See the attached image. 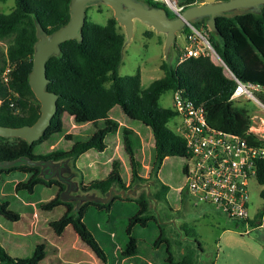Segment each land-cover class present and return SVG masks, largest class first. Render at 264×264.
Returning <instances> with one entry per match:
<instances>
[{
  "label": "trees",
  "instance_id": "16d2710c",
  "mask_svg": "<svg viewBox=\"0 0 264 264\" xmlns=\"http://www.w3.org/2000/svg\"><path fill=\"white\" fill-rule=\"evenodd\" d=\"M6 0H0L4 2ZM13 7L8 12H0V41H6L3 54H0V125L19 127L30 125L39 114L38 102L27 84V73L31 67L32 44L35 40L31 15L47 33L58 28L68 20L67 4L69 0H12ZM163 8L167 15L171 12L161 2L144 0ZM196 0H184L178 5L185 6ZM85 9L81 26V41L66 40L59 44L60 55L49 57L45 62L46 90L57 95L55 112L41 136L27 145L17 139L15 145H8L0 137V160L28 156L32 159H60L66 156L77 157L84 151L105 148L104 137L114 133L119 123L108 115L117 105L127 118L140 122L150 131L153 145L152 169L157 170L166 157L185 154L183 138L168 127L167 123L177 116L172 107L158 104L161 93L179 90L181 94L200 104L206 123L215 129L237 134L252 144L264 143L259 137L250 133V101L239 103L229 100L234 81L228 78L223 67L236 79L256 85L259 90L254 96L264 106V6L259 16L246 13L230 18L215 17V26L220 33L221 42L208 33L202 21L193 24L198 29L202 25L207 32L206 39L222 63H213L208 55L200 54L187 57L177 62L181 46L177 39L172 44L171 63L164 60L160 64L163 75L150 81L145 87L140 86L139 69L130 75H119L117 66L120 62V47L123 33L114 18L108 16L103 24L88 19ZM183 35L190 33L186 27L180 31ZM150 36L151 31H145ZM8 65V79L3 82L1 73ZM12 93L16 95L13 96ZM64 117L73 124L91 123L94 131L81 141L74 142L69 149L50 148L44 153L34 148L49 140L50 136L60 133L64 126ZM100 122V127H97ZM176 124V123H175ZM175 126V125H174ZM122 147L126 154L131 180H146L139 176V162L133 156L132 129L121 126ZM64 134V138H69ZM120 161H111L110 170L103 179L90 181L82 190L96 189L104 193L111 183L120 188H127L119 174ZM25 176L18 179L8 189L15 194L23 192L32 194L36 186H43L52 191L47 201H39L36 207L40 212L59 209L54 218L43 219L56 237H62L70 228L80 244L93 255L97 264H192L194 252L189 245L184 246L179 259H174L171 244L154 217L147 213L149 204L141 191L136 197L121 198L113 195L107 203H82L76 212H72L70 202L58 200V192L63 185L54 179L45 181L37 175L38 168L26 165L0 169V182L11 174ZM256 182L264 184V159L259 161ZM153 197L166 204L165 195L168 187L157 180ZM6 192V193H8ZM0 194V217L9 222L20 219V212L32 213L27 205L10 208V201ZM10 194V193H9ZM264 197V189L260 191ZM182 195V194H181ZM183 196V195H182ZM121 219L124 237H118L112 222ZM107 220L109 226H104ZM39 220L37 224H39ZM264 227V224H263ZM136 228L155 229L156 235L150 243L144 242ZM185 234L193 236L185 222L180 223ZM61 241L48 243L44 238L35 242L29 254L10 256L0 245V264H93L92 262L70 261L64 259L66 247ZM180 244L179 241H176ZM48 250V251H47Z\"/></svg>",
  "mask_w": 264,
  "mask_h": 264
},
{
  "label": "rangeland",
  "instance_id": "374dc122",
  "mask_svg": "<svg viewBox=\"0 0 264 264\" xmlns=\"http://www.w3.org/2000/svg\"><path fill=\"white\" fill-rule=\"evenodd\" d=\"M175 1L178 4V2L184 0ZM12 7V0L0 2V12H8ZM86 15L90 21L103 24L108 16H112V12L107 6L99 4L97 6H90L86 11ZM120 31L122 32L121 27ZM145 31H151L150 36H146L144 34ZM198 31L202 35L205 34L207 36V32L202 25L199 26ZM175 37H177V42L181 47L182 45H188L185 41V35L181 34L180 31L176 32ZM194 37L196 41L201 39L196 35ZM161 45L162 34H156L135 20L132 37L121 48L120 62L116 69L117 73L119 75H130L136 69H139L140 86L142 88L153 79L161 77L163 75V71L160 68V64L163 61ZM5 47L6 41H0V54L4 53ZM202 52L204 54L207 53L206 55L209 56L213 63L222 65L212 49L207 50L206 48H202ZM172 60L173 57L170 58L169 63ZM6 69H10L7 64L3 71H6ZM223 71L228 75L224 67ZM246 100L249 99L240 97L233 101L242 103ZM256 100L258 99L256 98ZM249 101L251 103L250 120L252 116H257L263 120L262 122L257 118H253V128L259 133H264L263 106H257L251 100ZM158 104L162 107H171L170 90L160 94ZM108 115L119 122L120 127L125 126L132 129L133 156L139 162V176L148 180L153 174H156V181L158 180L168 187L165 195L166 204L161 202L157 208L161 218L167 220L178 211H182L181 213L185 215L188 212L197 213L194 217L186 215L187 217L184 222L186 228L191 229L192 237L199 243L201 255L198 264H264V227L252 228L247 233H244V227L241 223L228 219L224 215L212 210L211 207H192L189 197L182 194V192L179 193V188L184 180L182 168L185 164V159L181 156L166 157L162 160L159 168L156 171L153 170L152 162L154 154L149 129L140 122L127 118L122 114L117 105L112 107ZM63 119L64 126L62 131L51 135L48 141L36 146L34 148L36 152L44 153L52 147L59 150H67L74 142L87 139L94 131L91 123L76 125L70 119L66 120V117ZM178 120V117L172 118L167 123L168 127L175 130L174 125ZM100 126V122H97V127ZM120 127L116 132L109 133L104 137L105 148L102 151L91 148L73 158L72 166L79 174L77 178L78 183L81 182V184L85 185L90 181L103 179L110 170L111 161L118 159L120 161L119 174L124 185L128 187L132 185L134 179L131 180L130 178L128 160L122 147ZM64 134H69L70 137L65 139ZM4 139L5 141L3 142L8 145H15L18 138L8 137ZM23 177L25 176H18L15 173L5 176L0 182V194L8 192V189H11L13 184ZM146 180L139 182L143 183ZM156 188L157 186L152 190V193ZM262 189H264V184L259 185L254 180L249 182V212L252 213L260 207H264V197L260 194ZM51 194V189L43 186H36L34 192L30 195L23 192L15 194H12V192L6 193L4 199L10 201V208L27 204L32 208V213L20 212V219L16 222H9L0 217V245L12 257L25 256L29 254L31 246L35 242L42 241L43 238L50 244H55L61 241L62 238V242L67 246L66 255L63 256L64 259L70 261L84 260V262L97 264L91 252L79 243L70 228L66 229L62 237H56L47 223L43 221L45 218H54L60 213L59 209L50 212H40L36 207L37 202L49 200L52 196ZM38 220L40 221L39 224H37ZM109 223L105 220L103 225L109 226ZM112 224L114 230L118 233L117 238L124 237V222L121 219L115 218ZM163 230L165 236L170 241L174 259H179L183 253L185 244L176 243L178 240H176L174 231L170 225L163 226ZM136 231H138L139 236L144 242L148 243L152 241L157 232L155 229L141 230V228H136Z\"/></svg>",
  "mask_w": 264,
  "mask_h": 264
},
{
  "label": "water",
  "instance_id": "95a60500",
  "mask_svg": "<svg viewBox=\"0 0 264 264\" xmlns=\"http://www.w3.org/2000/svg\"><path fill=\"white\" fill-rule=\"evenodd\" d=\"M99 4H103L111 10L115 22L122 28L123 42L120 52L122 46L131 39L134 21L137 20L156 34H162V58L166 63H169L176 32L182 31L186 27H193L194 23L202 21L208 33L221 42L220 33L215 26V17L230 18L246 13L259 16L264 6V0H196L183 6L178 15H167L163 8L144 0H69L67 4L68 20L49 33L44 31L37 18L31 15L35 40L32 44L31 67L27 73V84L38 102L39 114L30 125L19 127L0 125V137L18 138L30 145L41 136L55 112L57 98L55 93L46 90L45 62L51 56L60 55V43L70 39L81 41V26L84 21L85 9L88 6ZM259 103L263 106L261 102ZM73 158V156H66L60 159H32L28 156H19L14 159L0 160V169L18 165L37 167L39 177L45 181L54 179L63 185V188L58 192V200L70 202L72 212H76L84 202L104 204L109 202L113 195L121 198L136 197L143 190L149 204L147 213L154 217L160 227L170 225L176 240L189 245L194 252L195 257L192 264H198L201 255L199 243L193 237L185 234L179 225L180 222L186 220V215L194 217L197 213L188 212L185 215L181 213L182 211H178L169 219L163 220L157 209L161 202L152 194V190L157 186L156 174L143 183L134 178L132 185L127 188H120L111 183L104 193L96 189L82 190L77 180L79 174L72 166Z\"/></svg>",
  "mask_w": 264,
  "mask_h": 264
},
{
  "label": "built area",
  "instance_id": "2783aa9c",
  "mask_svg": "<svg viewBox=\"0 0 264 264\" xmlns=\"http://www.w3.org/2000/svg\"><path fill=\"white\" fill-rule=\"evenodd\" d=\"M151 1L163 3L175 15L183 7L175 0ZM190 29V33L185 36L188 45H182L177 62L204 54L202 48L212 49L205 34L202 35L194 27ZM195 35L201 39L196 41ZM8 70L1 73L3 82L8 79ZM227 76L234 81L229 100L245 97L261 106L253 94L259 90L258 86L244 83L229 72ZM171 107L179 119L175 131L183 138L185 147V164L182 168L184 180L179 193L188 196L194 208L211 207L228 219L241 223L244 233L252 228L263 227L264 207L252 213L248 210V184L256 181L258 163L264 159V143L252 144L237 134L210 127L206 123L202 106L194 104L179 90L171 92ZM253 118L263 122L261 118L252 116L248 131L264 142V133L251 129Z\"/></svg>",
  "mask_w": 264,
  "mask_h": 264
},
{
  "label": "crops",
  "instance_id": "0c3cea01",
  "mask_svg": "<svg viewBox=\"0 0 264 264\" xmlns=\"http://www.w3.org/2000/svg\"><path fill=\"white\" fill-rule=\"evenodd\" d=\"M195 2V1H194ZM176 39H177V37H176ZM177 44H179L178 42H177ZM180 45V44H179ZM217 57V56H216ZM218 59V58H217ZM211 60V59H210ZM219 60V59H218ZM212 61V60H211ZM220 61V60H219ZM213 62V61H212ZM224 72V71H223ZM225 74V73H224ZM226 75V74H225ZM227 76V75H226ZM228 77V76H227ZM119 123V122H118ZM120 124V123H119ZM253 127V122H252V125H251V128ZM254 130H255V128H253ZM256 131V130H255ZM257 132V131H256Z\"/></svg>",
  "mask_w": 264,
  "mask_h": 264
},
{
  "label": "bare ground",
  "instance_id": "6f19581e",
  "mask_svg": "<svg viewBox=\"0 0 264 264\" xmlns=\"http://www.w3.org/2000/svg\"><path fill=\"white\" fill-rule=\"evenodd\" d=\"M253 123H254V121H253ZM253 131H255L254 129H253V127L251 128ZM259 133V132H258Z\"/></svg>",
  "mask_w": 264,
  "mask_h": 264
}]
</instances>
